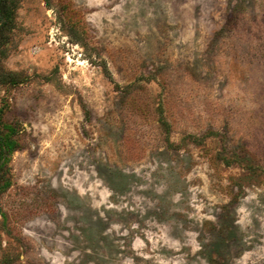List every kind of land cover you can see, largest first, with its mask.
<instances>
[{"label":"rangeland","instance_id":"374dc122","mask_svg":"<svg viewBox=\"0 0 264 264\" xmlns=\"http://www.w3.org/2000/svg\"><path fill=\"white\" fill-rule=\"evenodd\" d=\"M0 85V264H264V0H20Z\"/></svg>","mask_w":264,"mask_h":264},{"label":"trees","instance_id":"16d2710c","mask_svg":"<svg viewBox=\"0 0 264 264\" xmlns=\"http://www.w3.org/2000/svg\"><path fill=\"white\" fill-rule=\"evenodd\" d=\"M20 0H0V85H16L24 81L21 72L5 68L4 58L7 56L8 44L16 29V13ZM9 132L0 131V194L10 185L9 154L15 149Z\"/></svg>","mask_w":264,"mask_h":264}]
</instances>
